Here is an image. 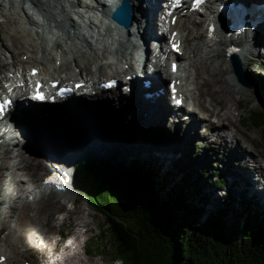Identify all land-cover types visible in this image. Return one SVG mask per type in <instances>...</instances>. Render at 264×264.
<instances>
[{"label":"rangeland","instance_id":"1","mask_svg":"<svg viewBox=\"0 0 264 264\" xmlns=\"http://www.w3.org/2000/svg\"><path fill=\"white\" fill-rule=\"evenodd\" d=\"M11 1L12 0L5 1V4L7 5L11 16L19 21L21 26L19 29L20 34L24 33L25 35H29L30 33H28L25 28H27L28 30L31 28L32 33L33 31L34 33L29 38V40L31 39L30 41L32 43H37L38 46H42L45 44L51 46L54 45L56 40L59 41V35L61 34L62 29L58 26V24H56L55 21L51 20L55 17L54 11L56 8L45 6L44 9H41L40 7L33 4L32 0H13L15 1L14 5L11 3ZM143 3L144 7H147L148 2L146 3V0H143ZM38 9L41 13L38 11ZM205 12L209 11L205 10ZM32 14L35 19L34 21L31 18L32 21L36 23V19L39 21L41 20L39 22L40 26L37 24L34 25L32 23H29L27 17L30 18ZM4 15L6 14L0 11L1 20H6V16ZM44 16H47L49 19ZM58 17H60V15H58ZM197 17L199 18V24L196 22L197 27H202V31L206 32L207 20H204L205 14H202L201 16L197 15ZM78 24L80 25V23ZM23 25L25 26V28H23ZM197 27L192 24L193 29L191 30L195 29L197 31V29H199ZM37 29L39 30L37 31ZM19 30H16V32L18 33ZM157 30L159 33H161V29L158 28ZM38 34H41V36L43 35L40 40L38 39ZM2 36V40L4 38L5 42V48L3 47V52L11 56L12 48H10L9 44H11L12 39H10L9 35H5L4 32H2ZM201 39H199V44L202 43ZM60 40L62 41L61 46L67 49L69 56H73V54H75L83 64V66L90 68V59L86 55H82L81 52L69 51L70 46L68 45H70V42L72 40ZM76 41H78V44H81L78 39H76ZM2 43L3 42H1L0 40V46H2ZM27 44L28 41L26 45ZM80 46H82V44ZM205 48L206 45H204V49ZM220 48L222 50H220V52L217 54L218 56H211L209 57V59L207 58L206 65L209 69L213 70L214 73L213 71L212 74L200 73L205 79L208 80V82H203V79H200L202 82L201 94L204 96V98H206V106L213 103L210 98L212 97L215 100L217 99L216 101L218 102V104L217 102L214 103L215 105L212 104L215 111L221 108L224 109L225 112H228L226 113L227 117L226 114L223 113L225 115H222L221 119L224 120L218 121L214 127L216 129H218L219 127L222 128L225 123H232L238 126V128L243 131L246 136L243 137V135L240 133H237V136L242 139L243 144L245 145V149L249 151L248 153L257 155L258 159L262 161L263 164L261 165V168L263 170L259 166V172L264 173L263 132L262 130H260V128H256L250 125L248 121H246V124L242 122L245 118L247 119V116H250V113L252 111H255L257 109L264 110V45L260 47V54H258L257 50L254 52L255 55L253 54L251 56L252 58H255L256 63H254L253 61V64L249 65L247 64L246 59H244L243 64L241 65V69L244 71L247 77L245 80H247V84L250 83L251 85L250 88L247 87L246 84L239 82L235 66L233 65L234 63H230L224 58L223 50L225 49V46L223 45V43H220ZM25 55L26 54L22 55V57H24ZM39 55L41 56V53ZM58 55H60V51H57V53L51 55V66L54 64V61L55 59H57ZM187 56L184 58L186 59ZM16 57L18 56H15V58ZM6 59L8 61L10 60L11 63L12 59ZM153 60L155 62L157 61L156 59L151 58L150 62L148 63V68L154 62ZM218 62H224L223 64H225V66L221 68L222 63ZM168 63L169 60L167 62V66ZM30 66V64H27V72L30 71ZM8 69L10 70L11 67L7 66L0 68V78H2L3 76L7 78L8 74H11L8 72ZM196 70L200 71L199 68H196ZM232 75L236 76L238 86L235 85V83H233L232 81L231 82L233 85H229V78ZM218 77H223L224 82L215 83L214 80ZM103 78L105 77H102V79ZM166 81L168 82V79ZM229 90H231V92H229ZM124 109V106H116L110 103L109 107L106 108V112L104 113L105 115H103L102 111L101 113H99V115L95 111H93L90 113L91 117L80 119H77L79 118L77 117L74 119H68L66 122L63 121L57 123H48L47 121L44 122L40 119H25V122L27 121L28 124L30 123L31 127L24 130H21V127H19L16 128V131L14 130L16 134L22 137L26 136V134H31L33 143L29 146H32L33 144H35L36 146H42L45 152L35 151L33 153L32 148L30 147L21 148V146L18 147V145L17 147H13L14 152L20 155L24 160L25 163L23 165L27 166V168L23 170V172L27 171V169H30L28 181L27 176H23V180L20 184L23 186V184H26L27 182V184L30 185V183L34 181V177L37 172L39 175V178H36V181H34V186L27 187V190L25 189L24 191H22L17 198L9 199V197L7 196L8 192L6 191V188H4L5 181L10 178L9 176L10 173H12L13 169H6V167L3 168V165L2 171L0 173V196L2 197H0V200H4L10 203H16L19 199L25 200L26 198H29L37 212V215L33 217V219H27V216L29 215L26 216V214H29V211H27V209L24 210L22 208H19L18 205V208H14V210L11 208L5 210L4 208L5 211L10 210V212L8 213L11 215V217L15 218V220H11L12 218L9 219L10 217L6 215V217H8L9 219L7 220L5 219V216L2 215L3 213L0 214V228L2 226L5 228V230L0 233V235L4 237L8 233L11 234L13 247L18 249L19 251L22 250L23 252H25L23 256L20 257L19 261L16 260L17 262L15 264H26V261H31L32 263L33 261L37 262L45 253L51 254L56 251H61L62 257H65V264H121V261L114 255L110 247H106L102 243L101 247H97L96 249V245H94L95 243H93L92 239H90L97 232L99 224L103 222V215L96 212L93 208L90 207L89 201L87 200V186L83 183L79 175L78 179L80 180L81 187L78 191L73 190L70 194H67V192H65L67 191L68 186L63 184H60L59 187H57L58 189L56 193H50V191H48L47 189L36 187L40 184L45 185L46 183H48H41L43 181L41 178L43 169L40 168V165L42 164V162L44 163L45 160H41V158L50 157L51 154H49V150H53V153L55 151V153L52 154L53 156H51L55 158L54 155L56 154L57 149L61 150L60 148L63 144H65V147L74 149V151L79 155L83 154L84 157L89 160L92 158L94 160L93 162L91 159L93 163L92 166L96 169L98 167L95 166V160L100 158L109 161L114 168H119L120 166H122L124 169H127L125 165L129 163L136 164L137 168L138 165H141L144 155H147L151 160L154 158V160H156L157 164L160 165L162 169V176H158L155 179L156 185L159 189L163 188L164 178L169 170L170 172L176 174L175 179L177 181H180L181 176H186L190 178L191 181H194L198 178L199 182L203 183V185L205 186L203 187L204 191H200V194H198V196L201 197V195H210L213 201L221 204L220 206H216V203L209 205L205 207V211L211 212L216 208L222 209L224 208V205L222 203L225 202L227 209H229V211H227V215L229 216V220L227 221L229 224L232 223L231 220L236 222L238 220H244L247 216V218L254 219L258 217V214L261 211L262 214L264 213V207L260 206L259 203L256 205V199L253 201L255 202L254 204H249L250 202L248 203V200L246 201L245 198L241 196V192L243 191L242 187L244 189V184H246L245 182L247 181V179L244 176H235V174H239V171L242 169L241 166L239 167L241 162L238 160V154L234 156L232 151L233 149L231 150L229 147L224 146L222 142L220 143V140L213 141L214 143H211L212 141H210L209 135L205 134V129L203 128V126L201 128L199 137L194 138V142H191V140L184 141V135L187 134L185 130H181L184 131V133H180L178 134V138H174L173 136L175 134L173 133V131L165 127V124L163 123H160L159 127H155L154 124L150 126H144L145 124L142 123V119H139L134 124H131V121L129 120H127L129 121V124H125L124 120H122L123 118H121L119 121H116L115 119L117 117L124 116V114H122ZM2 127L5 128V126ZM131 127H134L135 129L132 130ZM141 128H143L144 130H142ZM69 129H72V131L67 132L66 130ZM164 132L167 133L168 137L174 138L173 145L167 144L168 141L163 138ZM246 137L249 140H252L255 146L252 145V143L249 142ZM65 147H62V149H65ZM161 149L172 150L174 152L175 150H177L178 152L175 153L177 155L176 159L178 160L183 158V160L177 162L175 159L172 165L168 167L169 169L165 168V166L163 167V164L161 162V157H159ZM227 149L229 150V152L225 153L224 151H227ZM187 150L190 151L189 156L193 159V162L192 164H190V166L186 165V162H188L189 160H185L187 156L184 154V152ZM36 152L40 154L39 156L41 158L37 157ZM164 155L165 157L173 156L171 154ZM245 160H247V157L246 159H244V161ZM53 161L54 159L52 160V162ZM29 162L33 167H30L31 164H29ZM248 166L249 165H247L246 169H249ZM62 169L65 171V173L69 170L74 171L73 169L63 167V165ZM63 170L57 169V172L60 171L59 173L61 174ZM97 171L100 172V175L107 183L112 182L113 176L111 175V173L100 168H98ZM209 175L215 177H211L213 178L211 179L212 181H209L207 183V178L209 177ZM217 176L224 179L225 188L222 191H218L217 188L208 185L209 183L213 185V181ZM60 177L62 176L58 175V179ZM240 177H242V180H240ZM53 179L54 178H52L51 180ZM256 179H258V177ZM235 181L236 183H234ZM227 189H231V191H233V193L229 192V197L226 196L228 194ZM9 192L11 194L13 193L12 190H10ZM161 192L164 193L163 191ZM191 194L193 195L194 193ZM246 194L248 196L252 195L249 193V191H246ZM166 196L167 195L165 194V198ZM194 200L195 201H193V203H196L197 205L203 204L199 200L197 201V198H195ZM242 202L246 204L248 203L249 206H251L249 214L246 211V207H244L246 205L242 206ZM232 210L236 215L239 216L237 219H235L234 215H232ZM0 212L4 211L1 209ZM261 213L259 214L260 217L264 216V214L262 215ZM29 221H32L31 224L34 226V228H36L37 232L42 229L44 237L47 238H45V241L47 242H45L44 244L42 243V246L38 244L40 242L35 233H29L27 229L24 228H22V230L19 229V223H29ZM4 243L6 242L4 241ZM4 243L2 240H0V249L6 247ZM81 259H84L85 262L81 263ZM10 264L13 263L10 262Z\"/></svg>","mask_w":264,"mask_h":264},{"label":"bare ground","instance_id":"2","mask_svg":"<svg viewBox=\"0 0 264 264\" xmlns=\"http://www.w3.org/2000/svg\"><path fill=\"white\" fill-rule=\"evenodd\" d=\"M5 1L7 0H0V4H1L0 11L6 14L4 15L6 16V20L0 19V40L1 42H3L2 46H0V68L7 67V66L11 67L10 70L8 69V72L15 73L16 74L15 77H22L24 81L28 80L29 73L31 72L33 67L40 68L42 75L52 73L50 69V66H51L50 59H51V55L57 53V51L58 52L60 51V55H58L57 59H60V58L64 59V62L59 67L54 65L53 72L57 78H61L64 80L63 75H62L63 70L66 68L68 69L70 61L67 60V57L65 59V56L68 55V51L65 47L61 46L62 41L60 39L72 40L71 42L69 40L70 42V45H68L70 46L69 51L81 52L82 55H86L90 59V63L92 62L97 63L100 60H103L106 58L109 43L111 39H114V41H116L120 46L123 45L124 47L128 46L129 44L132 47L137 46L136 42H132L133 37L136 34H138V36L142 38H145V40L148 41L147 61L145 62V66H144V76L141 77L139 83L144 88L142 92H146V91L151 92L152 90H159L157 103H151L148 106H146L144 109L136 110L135 107L127 106L124 103H122V101H120L118 105L116 106L125 107L124 111L122 112V114H124V116H122L123 118L122 120L125 119L124 121L125 124L127 123L129 124V121H131L130 122L131 124H134L139 119H142L143 121L142 123L145 124L144 126H150L154 124L155 127H159L160 123L161 124L165 123L166 117L164 116V114H162L159 111L160 106H158L162 104V101L165 103L164 99L167 97V94L169 91V85L168 86L165 85V81L168 79V82H170L172 78H175L176 80L178 79L171 72V61H169L168 66H167V62L169 59L166 56L167 54H169V51H168L169 46H168L167 41L169 40L170 35L172 34V31L174 29H179V34H177L176 37L181 38L183 42V47H184L183 50L185 51L183 57L180 58V60L183 62L180 65H182L183 67L182 71L186 73V77L181 78V80L183 79L189 80V84L193 85L190 93L192 94L193 98L196 99L197 105L203 108L204 110H206L207 112V113L206 112L203 113V119L201 117L197 118L196 124L194 126H192V124L188 126L189 128H188L187 136L191 138L192 141H194L195 137H199L202 126L203 127L206 126L207 132H205V134L209 135L210 141L220 140V143L222 142L224 146L229 147L231 150L233 149L232 151H233L234 156L238 154L237 155L238 160L241 162L239 167L241 166L242 168L239 171L240 173L239 172L238 173L239 175H242L246 177L247 179V186L244 184L245 186L244 189L246 191H249V193L252 194L254 198L258 197L261 199L264 197V193L260 192L256 188L257 187L256 186L257 177L261 178L259 179V181L261 180V182H264V173L259 172L260 171L259 169L262 167L261 165L263 164L262 161L258 159L257 155L249 154L248 153L249 151L245 149L244 147L245 145L243 144L242 139L237 136L238 135L237 133L242 134L243 137H245L246 134L243 131H241L238 128V126L232 123H228V124L225 123L224 124L225 126L223 125L222 128L219 127L218 129H216L214 127L218 121L224 120V119H221L222 115H225L228 112H225L224 109H221V108L215 111V109L213 108L214 107L213 105H215L214 103L217 102L216 101L217 99L215 100L212 97L210 98L213 101V103H211L208 106L205 105L206 98H204V96L201 94V83L202 82L200 80V79H203V82H206V81L208 82V80L205 79L201 75L202 73L212 74L213 70L209 69L208 66L206 65L207 58L209 59V57L211 56H218L217 54L220 52V50H222L220 48V43H223V45L225 46V49L223 50L224 58L230 63L233 62L234 63L233 65L235 66V70L240 74V77L243 78V81H247L245 80L247 77L244 71L241 69V65L243 64L244 59H246L247 64L252 65L253 64L252 62L253 61L255 62L256 60L255 58H252L251 56L257 50H258V54H260V47L264 45V23H262L257 29L247 32V36L246 35L238 36L239 34L237 32H234L233 36L228 37L223 31L222 26H219V28L217 26L216 31L214 32L215 35H210L207 29L208 22L212 21L213 18L217 20L218 17L216 15V11H217L218 5H220L223 2L224 3L228 2V0H209V4H207L206 8L209 10L210 13L209 12L203 13L205 14L204 20H207L206 21V32L202 31L203 30L202 27H197L196 25L197 23L199 24V20H198L199 18L196 15L201 16L202 13H199V12L195 13L194 11H192L187 16L180 15V19L178 20L177 25L175 27L168 28L167 27L168 23L166 19V16H167L166 7H165L166 0H154V3H153L154 6H151V9L149 7H144L143 0H129L131 3L130 8L132 7L131 25L128 28L118 29L117 27L114 28L110 26V24L108 23L105 26L101 27L99 33L102 35V32H104L105 33L104 35L108 34V36L102 37L104 41L98 45L97 41L90 39V37L87 35V32L90 31L88 26H92L96 23L94 18H96L97 13L99 11H103L106 15L111 14L113 7L116 6L120 2V0H111V3H108V4H106L105 2H102L101 0H32V3L40 7L41 9H44L45 6L56 8L54 11L55 17L52 18L51 20L55 21L56 24H58V26L62 29L61 34L59 35V41L56 40L54 45L50 46L48 44H45L42 46L40 45L38 46L37 43H32L30 41L31 39L29 40V38L34 33V31L32 33L31 28L28 30L23 25V28H25L30 34L29 35H25L24 33L20 34V30H19L21 27L20 23L16 18L11 16V13L8 10L7 5L5 4ZM14 2L15 1L13 0L11 1L13 5H14ZM147 2L148 0H146V3ZM58 15H60V17H58ZM44 17L48 18L47 16H44ZM31 18L35 21L34 16L32 14L30 18L27 17L29 23H32L34 25L37 24L40 26L39 22L41 20L39 21L36 19V23H35L34 21H32ZM77 22L80 23V25ZM192 24L195 25V27L199 28L200 30L197 28H196L197 31L195 29L191 30L193 29ZM158 28L161 29V33L158 32L157 30ZM16 30H19L18 33L16 32ZM38 30L39 29H37V31ZM2 32H4L5 35L6 34L9 35L10 39H12L11 44H9L10 48H12V53L10 52L11 56L3 52L5 48V45H4L5 42H4V38L2 40V37H3ZM42 36L41 34H38V39L40 40ZM201 36H202V39H201ZM154 37H157L158 40H160L161 48L157 49L153 47L151 38H154ZM76 39H78L81 42L82 46H80L81 44H78V41H76ZM199 39L202 40V43L200 44H199ZM27 41L30 46L28 44L26 45ZM231 43L237 45L238 50L230 54L226 51H227V48L230 46L229 44ZM57 45H58V48H57ZM204 45H206L205 49H204ZM40 53H41V56L39 55ZM24 54H30L27 60H24V58L22 57V55ZM15 56H18V57L15 58ZM186 56H187L186 59H189L190 61L184 58ZM6 58L12 59L11 63H10V60L8 61ZM151 58L156 59L157 61L155 62L153 60L154 62L148 68V63L150 62ZM57 59H55V61ZM76 61L78 62V59H76ZM218 63H222V62H218ZM223 63L221 65L222 66L221 68L225 66V64ZM27 64L31 65L29 72H27L26 70ZM196 68H199L200 71H197ZM83 70L89 73L92 72L90 69L88 70V68L84 66H83ZM102 71H103V67L100 69V72ZM4 79H8L9 82H15V81L22 80V79L20 80V79H15V78H9V76L5 78L3 76L2 78H0V91L5 90ZM143 80H149L150 86L144 87ZM229 80H230L229 85L232 86L233 85L232 82H233L235 83V85L238 86V82L236 81L235 75H232L229 78ZM214 82L222 83L224 82V79L223 77H220V78L218 77L217 79L214 80ZM246 86L250 88L251 85L250 83H248L246 84ZM21 89H23V91L25 90V88L23 87ZM229 92H231V90H229ZM26 97L27 96L25 93L21 94L19 100H17V105L14 109V115L10 116L9 121H5V122L0 121V126H1L0 127V138L2 140L0 144H1V148L3 149L2 151L3 157L2 155H0V160H3L2 164H0V173L2 171L3 165H4L3 168L6 167V169L7 168L13 169L12 173H10V176H9L10 178L7 181H5V187H4L6 188V191L8 192L7 196L9 197V199L17 198L19 194L22 191H24L27 187L34 186L35 184L34 181H36V178H39V175L37 172V174L34 177L35 178L34 181H32L30 185L27 184V182L26 184L24 183L23 186L20 184L23 180L22 178L23 176H27V181H28L30 169L29 170L27 169V171L23 172V170H25L27 166L23 165L25 163L24 160L21 158L20 155L14 152L13 147L14 146L17 147L18 145V147L21 146V148L22 147L32 148L33 153L35 151L44 152V148L42 146H39V145L36 146L35 144H33L32 146H29L33 143L31 139V134L30 135L26 134V136L22 137L15 133L16 128L21 127V130H24L26 128L31 127L30 123L28 124L27 121L25 122V119H31V120L40 119L44 122L47 121L48 123L49 122L57 123V122H63V121L66 122L68 119H74L77 117H79L77 119L86 118V117L88 118V117H91L90 113L93 111H95L98 115L102 111L103 115H105L104 113L106 112V108H108L109 104L111 103V101H108L107 99L103 98L100 101H97L93 105V104H89L90 102L84 100L81 96L79 97L75 96L74 99L70 100L69 102H66V103L64 102L61 104L51 106V104H45V103L40 104V105L33 104L31 102H28ZM17 109L19 110L18 113H16ZM169 113L170 112L166 111V115H168ZM226 117H227V114H226ZM2 126H5V128H3ZM165 127H167L166 124H165ZM134 129L135 128L133 127L132 130ZM141 129L144 130L143 128ZM181 129H182L181 124L176 123L175 128L173 130L175 132L174 133L175 135L173 136L174 138H178V134H180ZM66 131L70 132L72 131V129H69ZM163 135H164L163 138H165V140L168 141L167 144H170V145L174 144V138L168 137L166 132H164ZM81 136H84V135H81ZM248 141L251 142L252 145H254L252 140L248 139ZM52 151L53 150H49V154H51V156H53L52 154L55 153V151L54 153ZM57 151L59 150L57 149ZM176 152L178 151L175 150L174 152L172 150H163V149L160 150L159 157H161L162 159L161 162L163 164V167L165 166V168H168L170 165H172V163L175 161L177 157V155L175 154ZM224 152L227 153L229 152V150L227 149V151H224ZM164 154H171L173 156L165 157ZM184 154L186 156H189L190 151L187 150L184 152ZM36 155L37 157L41 158L39 156L40 155L39 153L36 152ZM51 156L43 157L41 158V160L45 159L46 161L49 160L50 162H52L54 158ZM246 157H247V160L244 161ZM102 160L106 161V159H102ZM180 160H183V158L178 159V160L176 159L177 162ZM106 162H109V161H106ZM52 163L53 165H57L55 159ZM29 164L31 163L29 162ZM53 165H49V164L44 165V163L42 162V164L40 165V168L43 169L44 171H47V169L49 168L55 169ZM247 165H249L248 166L249 169H246ZM31 166L32 164L30 165V167ZM112 168H114L113 165H112ZM119 168L115 167L114 169L120 172L127 171V169H124L122 166H120ZM64 175L68 176L69 178V181L66 182V185L68 186V188H67V191L65 192H67V194H70L73 190L78 191L79 188L81 187V183H80V180L78 179L77 173L69 170L66 173H64ZM44 179H46V177H44ZM53 180H51L49 183H46L45 185L40 184L39 186H36V187H42L50 191V193H56L58 189L57 187H59L61 183L58 177H56ZM234 183H236V181ZM10 190L13 191L12 194L9 192ZM18 205H19V208H22L24 210L27 209V211H29V214L28 213L26 214V216L29 215L27 216V219L28 218L33 219V217L37 215V212L33 206V203H31L29 198H26L25 200L19 199L16 203H10L4 200L3 201L0 200V210L2 209L4 211V212H0V214L3 213L2 215H4L5 219L7 220L11 218H12L11 220H15V218L11 217V215L8 213L10 212V210L9 211H5V210L9 208L14 210V208H18ZM6 215L10 218L8 219ZM31 222L29 221V223H26V222L19 223L20 225L19 229L22 230V228H24V229H27L29 233H35L40 242L38 244L42 246V243L44 244L45 242H47L45 241L46 237H44V233L42 232V229L37 232L36 228H34ZM4 230L5 228L2 226L0 228V233H2ZM10 236L11 234L9 233L6 234L4 237L0 235V240H2L3 243L4 241L6 242L4 243L6 247L0 249V252H2L0 254H4L5 256H7L5 264H10V262L15 264L17 262L16 260L19 261L20 257H22L23 254L25 253L22 250L19 251L18 249L13 247L12 240H11L12 236L11 238ZM64 258H65L64 256L61 257V260L65 264L66 262ZM84 262L85 260L81 259V263H84Z\"/></svg>","mask_w":264,"mask_h":264},{"label":"trees","instance_id":"3","mask_svg":"<svg viewBox=\"0 0 264 264\" xmlns=\"http://www.w3.org/2000/svg\"><path fill=\"white\" fill-rule=\"evenodd\" d=\"M246 121L264 135L263 109L252 111L242 122ZM62 147L54 159L80 176L87 186L90 207L103 215V222L90 239L96 249L102 243L110 247L121 264H264V216L259 215L262 211L257 213L261 219L247 216L229 224L225 202L222 209L205 211L209 205L221 204L210 195L198 196L205 187L198 178L191 181L181 176L177 181L176 174L169 171L159 189L155 179L162 176V169L154 158L144 155L137 168L134 163H123L127 171L121 172L97 159L95 166L113 176L112 182L107 183L98 168L92 166V158L91 161L72 148ZM185 160H189L188 166L193 162L190 156ZM211 177L215 176L209 175L207 183ZM213 183L208 185L225 188L221 177L217 176ZM229 192L231 189L228 195ZM249 197L243 196L254 204V196ZM195 198L203 204L193 203ZM248 203L242 202V206L246 205L249 214ZM232 215L239 217L233 210Z\"/></svg>","mask_w":264,"mask_h":264},{"label":"water","instance_id":"4","mask_svg":"<svg viewBox=\"0 0 264 264\" xmlns=\"http://www.w3.org/2000/svg\"><path fill=\"white\" fill-rule=\"evenodd\" d=\"M129 0H121L120 4L116 6L112 13V19L124 27H128L130 25L131 19V8H130ZM236 74L239 76L238 79L241 83L247 84V81H243V78L240 77V74L236 71Z\"/></svg>","mask_w":264,"mask_h":264}]
</instances>
